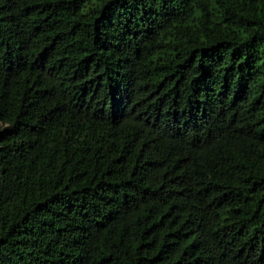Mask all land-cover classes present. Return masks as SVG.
Listing matches in <instances>:
<instances>
[{
  "label": "trees",
  "instance_id": "obj_1",
  "mask_svg": "<svg viewBox=\"0 0 264 264\" xmlns=\"http://www.w3.org/2000/svg\"><path fill=\"white\" fill-rule=\"evenodd\" d=\"M0 264H264V0H0Z\"/></svg>",
  "mask_w": 264,
  "mask_h": 264
}]
</instances>
